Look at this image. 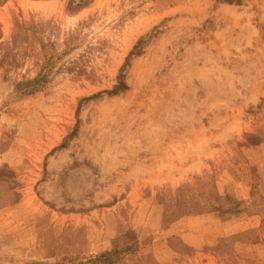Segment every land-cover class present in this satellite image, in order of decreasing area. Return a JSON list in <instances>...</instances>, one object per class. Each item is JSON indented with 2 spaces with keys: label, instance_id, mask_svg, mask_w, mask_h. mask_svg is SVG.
I'll return each instance as SVG.
<instances>
[{
  "label": "rangeland",
  "instance_id": "obj_1",
  "mask_svg": "<svg viewBox=\"0 0 264 264\" xmlns=\"http://www.w3.org/2000/svg\"><path fill=\"white\" fill-rule=\"evenodd\" d=\"M0 264H264V0H0Z\"/></svg>",
  "mask_w": 264,
  "mask_h": 264
},
{
  "label": "trees",
  "instance_id": "obj_2",
  "mask_svg": "<svg viewBox=\"0 0 264 264\" xmlns=\"http://www.w3.org/2000/svg\"><path fill=\"white\" fill-rule=\"evenodd\" d=\"M124 88V84L122 82H120L119 86L116 88L115 91Z\"/></svg>",
  "mask_w": 264,
  "mask_h": 264
}]
</instances>
